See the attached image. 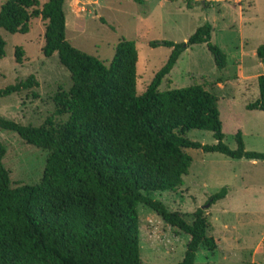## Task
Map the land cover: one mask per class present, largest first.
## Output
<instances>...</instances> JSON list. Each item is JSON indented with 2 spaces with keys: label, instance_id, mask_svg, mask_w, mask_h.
Masks as SVG:
<instances>
[{
  "label": "trees",
  "instance_id": "trees-1",
  "mask_svg": "<svg viewBox=\"0 0 264 264\" xmlns=\"http://www.w3.org/2000/svg\"><path fill=\"white\" fill-rule=\"evenodd\" d=\"M63 5L64 0H46L41 6L37 0H5L0 5V29L8 34H26L32 19L44 22L40 53L44 58L55 53L70 82L67 91L57 90L51 98L53 116L63 121L47 119L32 127L0 117L1 131L46 152L37 183L10 188L0 142V264H141L139 206L188 237L177 264H194L199 250L216 248L205 210L224 198L226 188L210 195L190 221L152 196L182 185L191 162L184 149L252 161H264V152L245 151L239 132L234 150L222 143L217 97L203 86L157 88L191 46L204 44L217 70L225 68V55L209 42L208 24L195 29L185 43L151 42V47L170 51L137 95L134 42L119 40L103 64L65 40ZM4 46L0 37V58ZM22 54L21 47L14 48L18 65ZM255 56L264 62V44ZM255 81L257 98L245 109L264 112V74ZM35 87L29 75L0 89V99ZM189 130L210 132L214 144L188 140Z\"/></svg>",
  "mask_w": 264,
  "mask_h": 264
},
{
  "label": "rangeland",
  "instance_id": "rangeland-1",
  "mask_svg": "<svg viewBox=\"0 0 264 264\" xmlns=\"http://www.w3.org/2000/svg\"><path fill=\"white\" fill-rule=\"evenodd\" d=\"M5 0H0V5ZM41 6L46 0H37ZM65 40L75 49L107 65L114 45L121 39L134 42L137 61L135 92L141 94L163 66L169 49L151 42L185 43L204 24L210 26L209 42L225 55V68L217 70L204 44L187 48L165 76L159 92L201 85L217 97L222 143L236 147L240 133L245 151L264 152V112L248 111L245 105L257 98L256 77L264 74L255 49L264 44V0H64ZM44 22H29L24 35L0 29L5 43L0 58V89L32 75L37 87L0 99V117L21 125L40 126L64 117L53 116L51 102L57 90L67 91L68 73L56 54L44 58ZM21 47L22 63L13 50ZM185 137L201 145L214 144L210 132L189 130ZM10 188L37 183L46 152L24 144L14 133L0 130ZM190 157L182 185L152 198L171 212L185 215L205 205L221 188L224 198L205 210L208 234L216 248L197 252L194 264H264V161L230 159L218 153L184 149ZM139 259L141 264H177L188 237L164 224L153 212L138 207Z\"/></svg>",
  "mask_w": 264,
  "mask_h": 264
}]
</instances>
